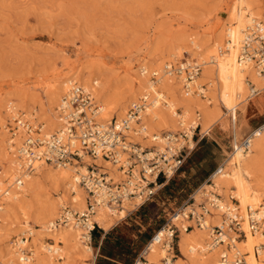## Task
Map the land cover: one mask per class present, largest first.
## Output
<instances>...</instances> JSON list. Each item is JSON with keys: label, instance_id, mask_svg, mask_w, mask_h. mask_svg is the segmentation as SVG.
<instances>
[{"label": "rangeland", "instance_id": "rangeland-1", "mask_svg": "<svg viewBox=\"0 0 264 264\" xmlns=\"http://www.w3.org/2000/svg\"><path fill=\"white\" fill-rule=\"evenodd\" d=\"M233 1L0 0V175L3 174L10 155L6 150L5 139L9 137L15 139L17 133L16 135L20 136V144L22 141L23 133H19L15 129V119L19 117L29 123L34 121L32 118L26 117V112L20 108L16 112L19 116L12 118L13 120L10 119V116H6L4 108L7 102L4 101L11 98L9 101L15 99L14 102H19L23 107L30 104L27 108L31 107L36 111L33 113L35 122L40 121L37 119L39 116L48 118L51 101L46 92L48 87H51L52 78L57 74H63L69 67H75L93 76L98 81V88L105 91L106 96H111V100L116 105L118 102H125L129 97L130 85L128 83L133 81L134 77L139 78L141 62H148L154 56L165 55L172 45L181 44L182 46L191 38L200 42L206 41L205 38L211 36L212 27L221 24V20L228 17V10ZM260 1L264 3V0ZM256 19L264 21V15L258 16ZM193 58L195 59V57ZM191 59V53L186 52L182 57L176 59L178 61L175 59L165 60L161 65L162 73L159 72L157 76L149 73L148 77L156 82L164 75V64L177 67L187 63V60L192 63ZM175 77L178 76L174 75L170 78ZM46 84L47 87H45ZM181 85L183 86V81ZM206 85L205 83L201 84L202 89L208 91L206 99L203 97L201 100L196 96H192V99L203 102L209 110L216 108L218 135L227 137L231 130L229 115L219 104L215 92L211 94L208 84ZM90 96L93 101L97 100L91 94ZM248 96L247 92L245 97ZM207 99L210 102L207 103ZM130 104L131 102L127 104V109ZM254 104L256 105V102ZM2 105L4 106L2 107ZM257 105L259 106V104ZM178 113L181 114V111L178 110ZM223 113L227 115L225 116ZM250 113L249 108L247 118L251 115ZM24 115L25 117H23ZM244 120L243 115L237 111V124L240 125V134L237 139H240L248 131V126L259 121L253 117L246 121L248 124L246 125ZM2 123L3 126H1ZM35 124L40 127L39 122ZM199 129L200 127H197L192 131L195 143L200 137ZM160 132L178 136L185 134L190 137L188 132L186 133L183 128L179 127L173 132L161 130L158 133ZM150 134L157 133L150 132ZM143 135L133 137V140L138 139L136 142L147 147L142 144L141 140L150 139L148 137L143 139L142 137H145ZM212 137L210 135L201 142L199 141V144L197 142L180 171L157 192L151 201L140 208L129 210V216L127 213V217L119 221V235L124 239L126 246L121 252H114L115 258L125 264H131L138 250L155 231L161 229L171 213L181 208L195 190L204 183L207 175L221 158L220 149L212 141ZM229 140L230 138L224 140L221 145H227ZM20 144L16 149H19ZM15 152L19 156L17 150ZM48 165L49 168L45 167L46 169L40 171L42 173L34 174L35 182L31 187L33 190L27 189L28 193L21 204L24 216H21V212H17L15 209L8 210L6 216L3 215L4 210L0 212V218L3 220L0 225V258H4L6 256L4 251L7 247L13 248L17 240L23 237L28 230H33L34 233V229L38 228L36 224L38 219L42 218L46 210L59 198L62 199L64 208H60L51 221L60 216L65 208L72 213H78L70 208L63 193V186L58 181L55 182V170L58 166ZM81 165L80 162L77 167ZM259 167L264 173V159L259 161ZM82 190L84 191V189ZM229 195H231L229 191L222 194L226 199ZM201 202H204V199L199 194L196 195V211H198L197 204ZM26 217H28L29 225L24 227V218ZM188 224L192 223L184 225ZM31 240L32 238L27 244L30 249L33 248V245L30 244ZM95 242L93 237L90 246L94 250V256L88 257L87 263H92L95 259V264H101L98 263L101 257ZM43 243L51 245L52 241L48 237H43ZM72 245L70 242L67 244L68 258H73L75 255L74 250L70 249ZM61 246L64 247L63 244ZM33 264H37V262H33Z\"/></svg>", "mask_w": 264, "mask_h": 264}, {"label": "bare ground", "instance_id": "bare-ground-1", "mask_svg": "<svg viewBox=\"0 0 264 264\" xmlns=\"http://www.w3.org/2000/svg\"><path fill=\"white\" fill-rule=\"evenodd\" d=\"M262 15H264V3L260 0H234L229 7L228 17L221 20V24L212 27L210 30L211 36L205 38L206 41L200 42L191 38L182 46L181 44L172 45L165 55L158 54L159 56H154L148 62H141L138 72L139 78L134 77V80L128 83L130 85L129 97L125 102H118V105L111 100V96L109 98L104 93L105 91L103 92V90L101 91L98 88V81L93 76L75 67H69L63 74L54 76L51 81V87H48L46 94L51 101L50 116L48 118L39 116L37 119L40 121L36 120L40 123L41 134L44 137H49L62 129L63 123L60 121L58 108L69 88L78 83L85 92L97 98L95 103L99 107L100 112L97 118L98 122H108L113 118L120 121L127 112V104L129 102L132 104L139 97L148 96L151 100L150 106L139 123L143 126L142 132L144 136L150 139H140L143 141L142 144L147 147L159 146L160 144L161 146L163 144L167 145L166 142H162V137H160L163 132L158 133L161 130L173 132L179 127L183 128L191 136L193 134L192 131L200 127V132L203 135L208 133L218 120L216 119V108L209 110L203 102H199L198 99H192V96H196L201 100L206 97L208 91L206 92L201 86L202 83H205V85L208 84V90H211V94L215 92L219 104L228 113L229 126L232 130L234 141H236L240 129V125L237 124V111L245 116L250 101L256 102V105L259 104V106H262L264 102L261 97L264 90V79L258 75L252 64L239 59L244 29L247 25L256 22V18ZM186 52L191 53L192 63L201 67L199 75L192 77L193 81L190 84H186L189 92L185 91L184 85H181L183 80L181 76L170 78L163 73L164 77L161 76L156 82L148 77L149 73L157 76L162 71L161 65L163 61L176 60ZM187 63L192 64L188 60ZM47 84L45 87H47ZM125 86L128 88L127 85ZM247 92L249 96L245 97ZM9 99L7 101L3 99L4 102H7L4 108L6 116H10V119L15 118L19 116L16 113L17 109H23L27 114L26 117L34 119L30 124L38 127L35 124L37 123L35 122V116H33L36 111L31 107L27 108L30 104L27 107H23L19 102H16V104L14 102L15 99L14 101H9ZM209 99L206 100L207 103L210 102ZM178 110L181 111V114L178 113ZM226 113H223V115L226 116ZM1 126H3V123ZM150 132H156L157 134L153 136ZM16 134L15 139H10L9 137L4 141L6 142V150L10 153V155L8 154L7 166L3 169V174L0 175V212L4 210V216L8 214V210L12 209L21 212L20 215L24 216L21 204L28 193L27 189L34 185V174L49 166L48 164L37 162L33 165L31 171L22 169L24 167L22 158L16 155L15 152L17 150L18 153L16 148L20 144V136ZM249 143V151L242 152L236 146L229 159L219 168V172L213 173L211 178L212 187L203 184L198 189V194L204 191L205 195L209 194L211 189L216 190L221 196L220 204L223 207L231 203L222 194L227 191L231 193L229 196L235 198L238 202V212L244 219L242 223L243 238L237 241L235 236L228 232L225 235L222 246L213 247L210 245L212 238L210 225L220 224L222 219V217L220 219V213L206 217L202 229L195 228L187 232L184 230L185 225L176 221L174 223L180 227L178 235L179 259L176 264H221L222 256L227 257L226 259L230 263L236 262L235 260L241 258L243 264H264V226L252 233L246 219L248 209L257 213V216L264 214V173L259 167V161L264 159V133L256 132L255 136L249 138ZM81 164L79 167H57L55 170V182L58 181L63 186V193L70 208L79 214L86 207L87 194L78 185L77 178H75L77 174L84 175L88 166L94 164L105 168L104 170L108 172L109 177L114 179L113 183L122 181L124 177L116 166L103 161L101 158L91 159L84 155ZM33 171L35 173H32ZM18 180H20L19 184ZM61 200L59 198L56 203L46 210L45 215L38 219L36 223L38 228L34 229V233L32 232L33 230L27 231L32 235L30 244L33 245V248L30 249L25 243L17 242L13 248L7 247L6 251L3 250L6 252V256L0 258V264H33V262H37V264H92L87 263L88 257L94 256V250L90 246L91 242H88L86 232L87 228H90V224L79 226L69 222L56 225L55 227L54 223L60 216L51 221L58 210L64 208ZM137 205H139L138 202L127 200L122 204V209L120 210H110L105 206H96L91 221L106 230L115 222L124 219L129 210L137 208ZM67 215L69 218V214ZM24 219L26 225L23 224V226L26 227L29 225L28 217ZM69 219L71 220V217ZM2 221V218H0V225ZM53 226L54 228H52ZM163 232L162 230L160 231V238L164 235ZM66 236L69 237L67 238ZM43 237H48L52 244L44 245ZM69 242L73 244L70 246V249L75 252L73 258L67 257L66 249ZM21 250L31 251L28 263L20 261ZM164 254L160 245L152 243L149 246L146 259L149 263L157 264ZM54 261L57 262L55 263Z\"/></svg>", "mask_w": 264, "mask_h": 264}, {"label": "built area", "instance_id": "built-area-1", "mask_svg": "<svg viewBox=\"0 0 264 264\" xmlns=\"http://www.w3.org/2000/svg\"><path fill=\"white\" fill-rule=\"evenodd\" d=\"M239 59L252 64L258 75L264 79L263 21L257 20L244 29ZM200 71V65L186 62L178 67L167 64L163 69L167 76L183 77L185 91L188 89L186 84H190L193 81L192 77L198 76ZM150 101L148 96L139 98L130 104L125 116L120 121L111 119L108 122H98L99 107L90 94L85 92L81 86L74 84L69 88L58 108L60 121L63 123L62 129L58 133L44 137L38 125L35 127L19 117L15 119V129L23 133L18 149L19 156L24 163L23 169L31 171L37 162L53 164L62 168L77 166L82 157L86 155L91 159L101 158L116 166L117 170L125 177L122 181L113 183V179L109 177L105 168L94 164L89 165L84 175L77 174L75 176L78 185L87 194L86 209L79 214L72 213L65 208L54 223L55 227L69 222L79 226L90 224V228H87L86 231L90 243L91 233L97 226L91 221L96 206L120 210L122 204L130 200L138 202L139 205L136 207L140 208L151 201L157 192L180 171L197 144L193 140V134L190 137L185 134L180 136L172 133L161 134L162 142L167 143V145L162 143V146L160 144L159 146L143 147L133 140V137L143 135V126L139 123L142 116L147 113ZM256 132L264 133V123L243 139L233 141L231 151L225 155L223 162L216 167L203 184L213 186L211 179L213 173L219 172V168L229 159L236 146L242 152L249 151V138L255 136ZM145 138L143 137V139ZM19 183L20 180H18ZM198 189L181 208L171 213L165 224L154 233L133 264H153L146 259L149 246L152 243L160 245L165 253L157 264H176V260L179 259L178 235L180 233V227L174 223L176 221L183 224L192 223L185 226L184 230L187 232L194 227L202 229L206 217L220 213L219 215L222 217L220 224L210 225L212 229L210 245L213 247L222 246L228 232L235 236V240L243 238L242 223L244 219L238 212L236 199L228 196L231 204L223 207L220 204L221 196L216 190L211 189L207 195L203 191L199 195L204 199V202L197 204L198 211H196L195 196L198 194ZM246 219L252 233L264 226L263 213L261 216H257V213L248 209ZM161 230L164 231V235L160 238ZM31 237L32 235L26 232L17 242L27 245ZM30 257V250H21L19 258L21 262L26 263ZM226 258L222 256L221 264H243L241 258L232 263Z\"/></svg>", "mask_w": 264, "mask_h": 264}, {"label": "crops", "instance_id": "crops-1", "mask_svg": "<svg viewBox=\"0 0 264 264\" xmlns=\"http://www.w3.org/2000/svg\"><path fill=\"white\" fill-rule=\"evenodd\" d=\"M263 93H264V90H263ZM261 94V97L263 98V100H264V94ZM249 108H250V111H251V115H249V117L247 118V113H248V110H249ZM255 111V112H254ZM247 113H246V115L244 116L243 115V118L245 119L244 120V124H246V125H248L247 123H246V121L247 120H249V119H252L253 117H255L256 116V118L259 120L258 122H256V123H254L253 125H250V126H248V131L245 133V134H243L242 136H241V138L240 139H236V141H239V140H241V139H243L246 135H248L251 131H253L255 128H257L258 126H260L261 124H263L264 123V102H263V105L262 106H258V105H255L254 104V102L253 101H250V103H249V106H248V108H247ZM254 114H256V115H254ZM220 124V123H219ZM214 126V127H213ZM212 127H211V129L209 130V132L208 133H206V134H201V132H200V137H199V139L197 140V142H198V144H199V141L201 142L203 139H206V138H208V137H210V135H212L213 137L211 138L212 139V141L216 144V146L220 149V155H221V158H220V160L218 161V163L216 164V166L213 168V170H211V172L207 175V177H206V179L208 178V176L216 169V167L218 166V165H220L222 162H223V160L225 159V155H227L228 154V152H230L231 151V146H232V143H233V141H234V137L232 136V130H230V133L227 135V137H223L222 135L221 136H219L218 135V130H219V127H217L218 126V124H216V125H213ZM220 126H222V125H220ZM252 128V129H251ZM200 130V129H199ZM239 134H240V129H239V132H238ZM238 134V135H239ZM232 137V138H231ZM230 138V140H229V142L227 143V145H221V144H223V141L224 140H228ZM189 158V157H188ZM205 179V180H206ZM205 182V181H204ZM196 191V190H195ZM127 216H129V213L127 214ZM127 216H125V218L127 217ZM118 224H119V221L118 222H115L110 228H108V229H106V230H104V229H102V228H100L98 225H97V229H98V231H97V240H96V244H97V251L99 252V249H100V246H101V244H102V242H103V240H104V238H105V236H106V234H108L110 231H112L116 226H118ZM155 232H157V231H155ZM154 232V233H155ZM154 233H153V235H154ZM152 235V236H153ZM151 236V237H152ZM151 237L149 238V240L151 239ZM92 239V238H91ZM149 240H148V242H149ZM147 242V243H148ZM146 243V244H147ZM145 244V245H146ZM145 245L142 247V249L135 255V257H134V259L132 260V262H131V264H133L134 263V261L137 259V257L139 256V254L143 251V249H144V247H145ZM104 259H106V260H108L109 262H112V263H115V264H121L119 261H116V260H112V259H109V258H106V257H103ZM92 264H95V259H94V261L92 262Z\"/></svg>", "mask_w": 264, "mask_h": 264}, {"label": "trees", "instance_id": "trees-1", "mask_svg": "<svg viewBox=\"0 0 264 264\" xmlns=\"http://www.w3.org/2000/svg\"><path fill=\"white\" fill-rule=\"evenodd\" d=\"M119 229H120V225L116 226L112 231H110L108 234H106V236H105V238H104V240H103V242H102V244L100 246V249H99V254H100L101 259L98 260V263H101V264H115V263L109 262L108 260L103 258V257H106V258H109V259H112V260L119 261L121 264H125L124 262H121L120 259L114 257V252L115 251L116 252H118V251L121 252L123 250L124 246H126V243H125L124 239L122 238L121 235H119ZM97 231H98V229L95 228L92 231V233H91V238L93 239V237H94L95 241L97 240V234H98ZM148 240L145 242V244L148 242ZM95 246L97 248L96 242H95ZM140 250H138V252Z\"/></svg>", "mask_w": 264, "mask_h": 264}]
</instances>
